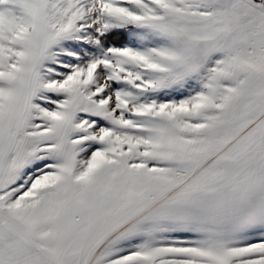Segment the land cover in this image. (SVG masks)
I'll return each mask as SVG.
<instances>
[{"label": "snow or ice", "instance_id": "snow-or-ice-1", "mask_svg": "<svg viewBox=\"0 0 264 264\" xmlns=\"http://www.w3.org/2000/svg\"><path fill=\"white\" fill-rule=\"evenodd\" d=\"M0 264H264V0H0Z\"/></svg>", "mask_w": 264, "mask_h": 264}]
</instances>
